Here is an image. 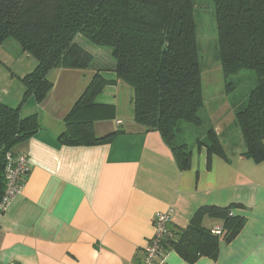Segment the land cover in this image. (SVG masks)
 Here are the masks:
<instances>
[{"label": "crops", "instance_id": "0c3cea01", "mask_svg": "<svg viewBox=\"0 0 264 264\" xmlns=\"http://www.w3.org/2000/svg\"><path fill=\"white\" fill-rule=\"evenodd\" d=\"M89 53L88 69L51 70L46 99L37 104L29 97L20 108L23 117L36 116L39 129L13 150L28 155L31 170L0 217V263L140 264L157 212L171 210L169 230L175 233L201 207L234 206L231 214L244 220L240 232L229 242L219 241L215 260L202 257L193 264H264V161L243 155L234 114L244 101L220 103L209 114L228 160L213 155L208 165L206 149L196 144L189 169L181 171L160 134L133 122L132 91L115 82L114 61L100 55L95 63ZM35 66L33 61L22 77ZM96 73L106 86L93 106L71 119L91 122L99 138L118 134L107 144L63 145L58 138L66 130L65 118ZM23 90L0 102L18 107ZM203 226L214 230L222 221L205 218ZM163 260L189 264L172 250Z\"/></svg>", "mask_w": 264, "mask_h": 264}, {"label": "trees", "instance_id": "16d2710c", "mask_svg": "<svg viewBox=\"0 0 264 264\" xmlns=\"http://www.w3.org/2000/svg\"><path fill=\"white\" fill-rule=\"evenodd\" d=\"M212 7L217 60L225 81L241 71L255 73L253 87L235 109L234 118L245 147L243 155L262 162L264 0H212ZM10 38L34 57L36 67L21 79L24 93L18 107L0 102V198L6 153H14L39 129L36 116L23 117L21 106L29 97L37 104L46 99L52 87L47 79L51 70H86L93 63L92 55L76 42L78 38L110 50L115 82L132 91L133 122L144 132H158L179 170L189 169L190 149L178 126L183 122L199 127L203 107L193 0H0V46ZM106 84L99 73L94 74L65 118L66 130L58 138L61 144L97 146L118 134L99 138L91 122L71 119L77 110L93 106ZM231 88L226 81V92ZM196 144L206 149L208 165L213 155L227 159L211 128ZM233 208L198 209L185 229L170 231L164 239L163 257L172 250L189 264L202 257L215 260L219 241H231L242 229L244 220L231 214ZM205 218L222 221L221 237L203 226Z\"/></svg>", "mask_w": 264, "mask_h": 264}, {"label": "rangeland", "instance_id": "374dc122", "mask_svg": "<svg viewBox=\"0 0 264 264\" xmlns=\"http://www.w3.org/2000/svg\"><path fill=\"white\" fill-rule=\"evenodd\" d=\"M193 3L196 36L200 54L199 65L201 69L203 107L199 112L202 120V124L199 127L183 122L179 123L178 128L181 130L180 137L187 142L189 149H192L193 146L195 147L196 140H202L203 132L213 126V123L208 120L209 114L213 113L220 103L224 102V104L228 103L230 106H233L236 102L245 101L249 90L253 87V80L255 78L254 72L241 71L226 80L234 86L233 89L231 88L232 90L226 92V81L217 60V31L212 0H193ZM79 41L85 50L94 54L95 63L98 61L97 59L100 55L105 56L107 61H113L109 49L97 48L84 38H79ZM4 43L5 48L0 49V97L7 99L13 98L17 94L19 95L21 89H24L21 82V74L25 72L28 66H32L33 61L36 62V60L33 56L24 52L16 40L10 38L4 41Z\"/></svg>", "mask_w": 264, "mask_h": 264}, {"label": "built area", "instance_id": "2783aa9c", "mask_svg": "<svg viewBox=\"0 0 264 264\" xmlns=\"http://www.w3.org/2000/svg\"><path fill=\"white\" fill-rule=\"evenodd\" d=\"M30 170V161L27 154L6 153L4 164L5 187L0 198V217L7 210L12 199L21 193ZM170 214L171 210L155 214L153 219L154 234L143 251V260L140 264H164L161 247L164 239L170 236ZM212 232L220 234L221 229L216 228Z\"/></svg>", "mask_w": 264, "mask_h": 264}]
</instances>
